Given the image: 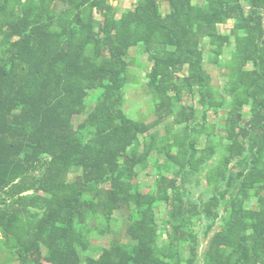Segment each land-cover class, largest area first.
Here are the masks:
<instances>
[{"label": "trees", "instance_id": "trees-1", "mask_svg": "<svg viewBox=\"0 0 264 264\" xmlns=\"http://www.w3.org/2000/svg\"><path fill=\"white\" fill-rule=\"evenodd\" d=\"M24 1L0 0L6 264H264V47L258 72L241 69L248 77L231 76L223 92L200 50L207 36L222 56L217 27L236 7L264 35V0H170L166 14L158 0L124 14L111 0H62L61 12L54 0ZM134 47L154 63L151 124L126 112ZM197 95L202 124L184 101ZM210 112L223 130L209 129ZM151 168L155 185L143 190ZM92 238L111 239L95 251Z\"/></svg>", "mask_w": 264, "mask_h": 264}, {"label": "crops", "instance_id": "crops-1", "mask_svg": "<svg viewBox=\"0 0 264 264\" xmlns=\"http://www.w3.org/2000/svg\"><path fill=\"white\" fill-rule=\"evenodd\" d=\"M168 1L170 0H158L160 6L163 7V11L165 14L170 12L171 1L170 4H168ZM24 2H26V0ZM110 3L114 7H119L121 14H124L125 12H127V10L138 7L139 0H111ZM191 3L195 6L205 8L204 6L208 4V1L191 0ZM51 7H55L58 12H61L64 7H67V4L62 0H54ZM244 9L246 11V17L250 18L251 16H253L254 8L251 7L248 2L244 3ZM238 10V7H236V9L233 10V15L230 10L227 18L217 27V33L222 37L227 38V42L223 46V54L221 57H217L212 53L213 47L211 45L210 37L206 36V38H204L201 42L200 50L202 52V69L209 77L211 89H214L218 92H223L226 89L231 76L244 75L242 72H240L241 69H243L244 73H248L249 75L255 74L254 72H258L259 70L257 50L264 47L262 43L264 35L263 33L260 34V27L258 22L253 21L252 19L244 21L241 18V14ZM258 11L262 17L260 26L263 30L264 10L259 9ZM256 46H258V49H256ZM129 61L131 62L132 66L129 72L131 79L126 89V108L132 105L131 101L130 104L128 103L129 94L131 96H134V103L130 110L126 109L127 115L132 116L136 120H138V117L140 116L149 117V119L151 120V116H153L154 114L152 112L153 110H150V105L148 102V95L150 91L149 89L147 90V85L150 81L148 78V73H150V71L152 70L154 63L150 60V56L138 47H134L130 51ZM246 61L248 62L245 65H242ZM188 74L189 66L186 65L178 75L180 77L178 85H184V78L187 77ZM244 76L248 77V75ZM196 91L197 90L193 92ZM140 92L142 93L139 96L138 93ZM184 101L187 106L190 105L195 108V110L198 112L199 123L202 124L201 122L203 117V107L201 106L199 95L193 98V101L188 99L187 97L184 98ZM230 105L231 100H229V102L227 103V106ZM136 106H138V108H135ZM133 107L134 109H136V111H133ZM250 109L251 108H246L245 113L248 114L250 112ZM148 112H150L151 114H147ZM222 116L225 117L226 114H223ZM155 121L156 118L149 121V124L154 123ZM223 121H225V119H222V121L216 120L214 113L210 112L208 115V120L205 123L209 126V129H211L213 125L217 124L220 126L218 130H223ZM158 131L165 134L164 126L159 128ZM179 131L181 130L179 129ZM203 135L204 136H199L198 138L204 140L207 134L204 133ZM210 164L213 163L210 162ZM205 169H209V166H206ZM153 171L154 170L151 168L147 171L148 173H142V178L150 177L148 176V174L153 173ZM151 177L155 178L156 180L154 174H152Z\"/></svg>", "mask_w": 264, "mask_h": 264}, {"label": "rangeland", "instance_id": "rangeland-1", "mask_svg": "<svg viewBox=\"0 0 264 264\" xmlns=\"http://www.w3.org/2000/svg\"><path fill=\"white\" fill-rule=\"evenodd\" d=\"M141 93L142 92H140V93H138V95L140 96L141 95ZM129 94V93H128ZM144 94V93H143ZM145 95V94H144ZM149 99H148V102H149V105H150V110H152L151 109V100H152V98H150V97H148ZM130 101H131V104L133 105V103H134V96H131L130 94H129V96H128V103L130 104ZM139 103V102H138ZM137 104V103H136ZM132 105L130 106V107H127L126 109L127 110H130L131 108H132ZM135 108H138V106H136ZM133 111H136V109H134V107H133ZM150 112H148L147 114H149ZM151 114V113H150ZM130 117V116H129ZM130 118H132V116L130 117ZM152 119H154V116H151V120ZM150 120V121H151ZM218 153L219 154H222V153H225V147L224 146H222V147H219V149H218ZM219 155H217L216 157H215V160L217 159V160H219ZM207 166H209V167H212L213 166V164H208ZM79 171L78 170H74V171H72V173L73 174H77ZM205 172L206 171H204L203 172V174L205 175ZM204 177V176H203ZM142 186H143V190H145L146 188H147V185L148 186H154V183H155V178H150V177H143L142 178ZM202 181H205V179L204 178H202ZM142 189V188H141ZM164 217V216H163ZM120 225V222L116 225V227L115 228H117L118 226ZM109 239H111V238H107V239H100V238H92L91 239V244H92V250H97L98 249V247H100V246H107V245H109ZM91 249H90V251H91ZM0 250H1V253H0V264H6L7 262L8 263H12L11 261H8L9 260V255L8 254H6V253H2V251L3 252H6V251H4V250H2L1 248H0Z\"/></svg>", "mask_w": 264, "mask_h": 264}, {"label": "water", "instance_id": "water-1", "mask_svg": "<svg viewBox=\"0 0 264 264\" xmlns=\"http://www.w3.org/2000/svg\"><path fill=\"white\" fill-rule=\"evenodd\" d=\"M168 4H170V1H168Z\"/></svg>", "mask_w": 264, "mask_h": 264}]
</instances>
